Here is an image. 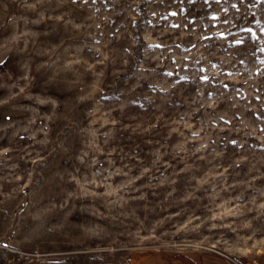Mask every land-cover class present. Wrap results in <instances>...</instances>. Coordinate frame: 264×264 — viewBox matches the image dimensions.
Returning <instances> with one entry per match:
<instances>
[{
	"label": "rangeland",
	"instance_id": "rangeland-1",
	"mask_svg": "<svg viewBox=\"0 0 264 264\" xmlns=\"http://www.w3.org/2000/svg\"><path fill=\"white\" fill-rule=\"evenodd\" d=\"M170 253L264 264V0H0V264Z\"/></svg>",
	"mask_w": 264,
	"mask_h": 264
},
{
	"label": "crops",
	"instance_id": "crops-1",
	"mask_svg": "<svg viewBox=\"0 0 264 264\" xmlns=\"http://www.w3.org/2000/svg\"><path fill=\"white\" fill-rule=\"evenodd\" d=\"M153 263L154 264H231L226 259L215 255L197 257L182 253L161 254L157 256V258Z\"/></svg>",
	"mask_w": 264,
	"mask_h": 264
},
{
	"label": "snow or ice",
	"instance_id": "snow-or-ice-1",
	"mask_svg": "<svg viewBox=\"0 0 264 264\" xmlns=\"http://www.w3.org/2000/svg\"><path fill=\"white\" fill-rule=\"evenodd\" d=\"M239 43V42H238Z\"/></svg>",
	"mask_w": 264,
	"mask_h": 264
}]
</instances>
